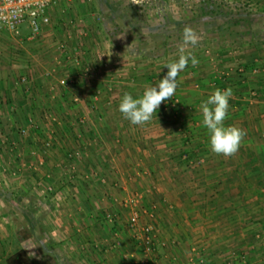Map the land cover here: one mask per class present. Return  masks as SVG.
Returning a JSON list of instances; mask_svg holds the SVG:
<instances>
[{"label": "crops", "instance_id": "1", "mask_svg": "<svg viewBox=\"0 0 264 264\" xmlns=\"http://www.w3.org/2000/svg\"><path fill=\"white\" fill-rule=\"evenodd\" d=\"M138 1L124 0V10L145 8L149 12L151 8L159 15L155 23L163 25L165 18L191 21L201 0ZM224 2L231 8L248 5L264 10V0ZM92 4L58 0L50 9L52 27L49 24L41 30L36 37L42 40L38 46L51 48L62 36L59 44L71 53L67 59L60 52L62 65L55 72L34 70L25 54L32 52L26 49L21 56L24 60L16 55L8 62V49L2 44L34 39L0 32V174L9 170L8 164L13 176L0 177V243L5 246L0 247V255L5 249L10 253V240L16 234L17 238L24 236L19 231L27 230V242L44 248L50 259L47 264H68L67 256L73 251L75 260H91L92 264H141L140 245L126 227L130 211L123 206L138 195L140 207L153 214L152 218L141 215L140 224H152L157 235L145 264H264V141L260 136L264 132V54L248 44L220 43L203 50L197 45L189 47L199 63L193 67L189 60L177 77L172 99L178 105L173 117L161 112L166 100L150 122L132 125L118 110L124 93L138 98L148 86L157 85L167 73L164 66L178 59V50L164 52L161 45V50L151 46L149 52L128 40L124 49L117 42L111 46L103 42L101 52H95L88 43H80L100 38L99 25L90 12L101 14L111 42L115 32H110L114 27L108 17L113 20L114 9L120 6L119 0H93ZM127 13L124 21L130 19ZM53 21L58 23L54 30ZM258 24L264 27V18L253 21L252 29ZM140 27L142 31L137 27L133 33L127 30V39L137 32L140 40L149 38L147 24ZM168 32L163 36L173 39L174 28ZM121 34L126 33L123 30L117 36ZM76 51L80 52L77 63L73 61ZM236 67L245 68L244 78L236 77ZM255 67L260 71L257 74L251 71ZM70 78L75 80L72 89L60 86L57 94L50 86ZM229 87L233 95L225 125L238 126L247 135L238 153L225 158L210 150L200 105L215 89ZM72 95L79 96L77 103L70 100ZM42 107L49 113H41ZM45 121L50 124L42 130L39 124ZM22 127L27 128L26 135L19 134ZM40 133L46 135L42 140ZM49 140L52 147L44 151L43 143ZM74 153L78 156L69 157ZM55 171L58 182L53 178ZM46 202L60 210H47L56 219L53 225H45L41 239L35 235L36 224L32 227L27 218L35 220L36 203L45 206ZM121 212L127 214L124 223L119 221ZM106 214L113 216L114 224L103 223L100 216ZM20 217L28 222L23 229ZM24 241L19 248L27 250ZM88 248L92 256L85 254ZM27 252L35 260V254ZM53 252L60 260H55Z\"/></svg>", "mask_w": 264, "mask_h": 264}, {"label": "rangeland", "instance_id": "2", "mask_svg": "<svg viewBox=\"0 0 264 264\" xmlns=\"http://www.w3.org/2000/svg\"><path fill=\"white\" fill-rule=\"evenodd\" d=\"M83 1L86 4L93 5L92 4V1L93 0H83ZM123 2H124V0H119V4L118 5L120 6V9H114V12H113L114 13L113 20L109 19L110 17H108V21H110L109 22L110 25L112 26V28L114 27L113 28V31H112V29H110V32H115V37H113V40L111 39V42H108L107 41L108 40L107 39V34L105 35V33L107 31L105 32V28H106L105 27V24H104V26H102V23H101L102 16H101V14L100 13L93 12V10H92V12H90V13L91 14L93 13V15L90 18H94V24L97 25V26L99 25V30H100L99 31V33H100L99 36H100V38L97 39L98 41H93L91 39L88 41L87 39H84L83 41H80V43H84V44L88 43L95 52L98 51V50H100V52H101V50L105 46V44L103 42H105L106 44H109L110 43V46H111V43L112 42H113V45L117 42V44L119 45V47L122 48V49H124L123 46H128L130 41L137 42L136 43V46H139V47L141 46L140 48H143V49L145 47L149 48L148 49L149 52L152 51L151 46L153 48H160V50H161V41L160 40H161V36L164 35V31H163V35H162V31L161 30L154 32L155 33L154 35H151V36L149 35V38H145V39L143 38L142 40L139 39L138 32L134 35L133 38L127 39V36L129 35V32L128 31H132V33H133V31H136V28L135 27H137V31H138V30H140V29L143 28V27H140V26H143L144 24H147V27H149V26H151V27L157 26L158 25V22L155 23V20L158 19V16L159 15H157L155 12H153V10L151 8H149V12H147L145 10V8H144V10H142L140 8L139 9L137 8V9H131V10L130 9L124 10L125 7L123 6ZM229 8H231V7L229 6ZM104 9H105L104 11H106L108 13V9H106V8H104ZM68 10L67 11L64 10V12L66 14H68L69 17H71V16L74 17V15L72 13L68 12ZM139 10H140V12H139ZM125 11L128 12L127 15L130 16V19L129 18H126L127 20L125 19V21H124L123 20V17L125 16L124 15V12ZM180 16H182V15H180ZM162 17L165 18L166 16L165 15H162ZM186 17L187 16H185V18ZM61 20L63 21V18H61ZM62 21L59 20V22L63 24ZM51 22L52 21H50V28L52 27L51 26ZM57 22H58V20H57ZM260 22H263V21H260ZM53 24H55V26H53V30H54L58 26L57 25L58 23L56 24L53 21ZM92 24L93 23H91V21H90L89 22V25H92ZM256 26H257L256 27V30L262 31L264 29V27L263 26L261 27V25H259V24L256 25ZM188 27H191L196 32V34L199 36V38H200L199 39V43L197 44V47H198L197 49H202L203 50V49L208 48V47H211V46L212 47L218 46V45H220V43H223L225 41L228 42V41L231 40V39H227L228 38V32L225 31L223 34H221L220 32H218L217 28H214V27H206V26L196 25V24H190V25H188ZM120 28H122L124 30V32L126 33L125 35L121 34V35H118L117 36V34H120L123 31ZM130 28H132V29H130ZM169 29H171V27ZM169 29L166 30V31L168 32ZM18 30H19L20 36H22L23 38H26L29 35V33H30V31L26 28V25H22L21 28L18 29ZM230 30H231L230 32H233L235 30L237 32L238 31L239 32H241V31L244 32L246 30V27H244V26H242V27L235 26V27H232ZM200 31H202L204 33L199 34L198 32H200ZM168 33H169V35H171L170 32H168ZM104 36H106V37H104ZM175 36L178 37L179 39H176ZM61 37L62 36H59L55 40L56 42L51 46V48H48V49L43 48V50H42V48L40 46H38L40 43H42V40L41 41L39 40L41 37L34 39L32 42L22 41V42H19V44L16 43L15 41H12V40L11 41H7L8 42L7 44L10 45V48H8L7 44H5V43L2 44V45L5 46L8 49L5 52L6 55H8V56H6V58H8V62L14 61V58H16L15 57L16 55H19V59L20 60H24V59L21 58V56H24L26 54V56L30 60L29 61L30 62L29 64L32 66V68L34 70L40 68L42 70L43 69L44 70L46 69V70H50L51 71V69H54V72H55L57 70V66H60L61 67V65H62L61 64L62 61L60 62V59H61V56L60 55L61 54H60L59 50H57V43L59 44L58 41H60L59 39ZM117 37H120L118 39L119 41H117V39H116ZM170 37L171 36H169L168 38H170ZM172 37H174V38L167 41V51H170V50L171 51L172 50L173 51H176V50H178V46L182 42L183 30H180L179 35L176 34V31L174 30V35ZM128 40H130V41H128ZM229 43L231 44L232 42L230 41ZM224 44H227V43H224ZM14 47H17L18 48L17 51L14 50ZM253 47H254V49L257 50V53L258 54H260V55L261 54H264V42H256ZM11 48H13V49H11ZM140 48H139V50H140ZM23 49H26L28 52H32V54L29 55L27 53H25V54L23 53V55H22ZM106 49H107V47H106ZM47 50H49V51L47 53H45ZM159 52L160 51H158L157 53H159ZM157 53H154V54H157ZM59 63H60V65H59ZM41 74H42V72H41ZM38 78L41 81L43 80L42 82H44L43 84L45 86L48 85V82L44 81V79H43V77L41 75L38 76ZM50 83H52V82L50 81ZM50 86H52L54 88V92L55 93H57V94L59 93L58 91H59V88H61V87H60V85L58 83L57 84H50ZM68 88L72 89V87H70V86ZM43 91H46V89L43 88ZM42 94H43V92H42ZM76 97H79V96L77 95ZM72 98H74L73 95L70 96V100L72 101V103H74L73 100H72ZM40 111H41V113H44V112L49 113V109L44 108V107H42ZM171 114H172L171 111H169V112L166 113V115H171ZM47 124L49 125L50 123L47 122V121H45L44 123L40 122L39 128H41L43 130V127L46 128L47 127ZM38 137L40 138V140H42V139H44L46 137V135L44 133H40V135ZM7 167H9V170L7 171L5 169V171H2V173H3L2 175H4L6 173L8 176H12V173L9 172L11 170V167L8 164H7ZM54 173H55V175L53 176V178H55L57 180V182H58V180L60 178L59 177V174L57 173V171H55ZM2 175L0 174V177L1 178H2ZM75 177L76 176L74 175V178ZM51 178H52V175H51ZM45 190H46V188H45ZM42 194H44V193H42ZM48 196H50V195L48 194ZM42 199L44 200V198H42ZM48 199H50V198H48ZM50 203L46 202L45 203V206L46 207L45 206H42V203H40V204H37L36 203V205H35L37 207V210L35 211L36 230H37V232H36L35 235L36 236H38V235L40 236L41 235L42 236L41 239H43V237H44V234L42 233V231H43V228H45V225H47V226H50L51 224L53 225V221L56 219V215L55 216L53 214L50 215L49 213L52 210H56V211H59L60 210V208L57 207V206H55V204H53L52 202H50ZM47 210H50V212H48ZM106 213H109V211L106 210ZM120 215L121 216H120V220L119 221H121V219H122L123 220L122 222L124 223L126 221L127 214H125V212H124V214L121 212ZM100 217H104V216L102 215ZM102 220H103V223H105V224H110V225L113 224L112 221H107V220H105L103 218H102ZM27 223L28 222L24 218H21V217L19 218V224L21 225L22 229L27 225ZM140 225H142V224H140ZM125 231H126V229H125ZM19 234L20 235L23 234L25 236V241H24V244H23V245H25V248L30 252V254H35L34 255L35 256V260L34 261L37 262V263H40V264H47V260H50V259H48L46 257L45 252H44V248L39 247V243L32 244L31 240L29 241L30 243H28L27 240L30 237V235H28V233H26L24 231H19ZM73 236H75V235H73ZM75 241H76V239H75ZM85 242H87V241H85ZM2 244L3 243H0V247L1 246H2L1 248L5 247ZM10 244L12 246L10 252L18 249L20 247V245H21L20 244V241L17 238V236L15 237L14 240H12V239L10 240ZM6 251L7 250L5 249L2 252H5L6 253ZM92 253H93V251L90 248L86 249V251H85V254L86 255L90 254L92 256ZM74 255H75L74 254V251L73 252H70L68 254V256H67V258H68V264H80V263L81 264H92L91 263V260H82V259L79 260L78 258H77V260H75V256Z\"/></svg>", "mask_w": 264, "mask_h": 264}, {"label": "clouds", "instance_id": "3", "mask_svg": "<svg viewBox=\"0 0 264 264\" xmlns=\"http://www.w3.org/2000/svg\"><path fill=\"white\" fill-rule=\"evenodd\" d=\"M199 39L196 32L186 26L183 29L182 42L178 46V59L164 66L167 68V73L159 83L155 86H148L138 98H134L130 93H124L118 110L132 125H144L150 122L161 103L175 95L179 73L187 67L189 60L193 67L199 63L195 55L188 50L189 47H195ZM232 95L233 90L230 87L224 90L217 88L200 105L202 124L209 136L210 150L225 158L238 153L247 135L246 131L238 126L225 125Z\"/></svg>", "mask_w": 264, "mask_h": 264}, {"label": "built area", "instance_id": "4", "mask_svg": "<svg viewBox=\"0 0 264 264\" xmlns=\"http://www.w3.org/2000/svg\"><path fill=\"white\" fill-rule=\"evenodd\" d=\"M58 0H0V32H6L12 35H19V30L22 25H26V28L30 31L29 35L26 37L28 40L35 39L41 32V30L50 24V9L56 4ZM132 3L137 4L138 0H130ZM20 27V28H19ZM59 52L66 55L67 59H71V53L68 51L67 47L64 44H60L58 46ZM79 51H76L75 57L73 59L74 62L80 58ZM252 73H259V68H252ZM236 74L243 76L244 70L242 67H236ZM264 72V69H263ZM75 80L73 78L70 79H62L59 81V85L62 87H69L74 85ZM144 92V91H143ZM254 95L253 92H251ZM94 97H99V92H96ZM73 102H78V98H72ZM178 100L175 98H171L167 100L161 112L167 113L169 111L172 112L171 116L177 111ZM19 134L26 135L27 128H20ZM261 138L264 141V132L261 133ZM52 147L51 141H45L43 143L44 151L50 150ZM74 155V156H73ZM77 153L70 154L69 157H77ZM50 188H47V192H51ZM123 206L128 208L130 213L128 215L126 226L133 233V237L135 241L140 245L142 260L141 264L146 263V259L152 254L154 250V245L156 243V231L152 224L144 223L140 225V216L147 215L149 218L153 217V214L146 211L145 209L140 207V197L138 195H134L129 198L125 202H123ZM113 216L110 214L105 215V219L107 221H112ZM264 230V229H263ZM264 235V232H263ZM261 238L263 236H257ZM264 237L262 238V241Z\"/></svg>", "mask_w": 264, "mask_h": 264}, {"label": "trees", "instance_id": "5", "mask_svg": "<svg viewBox=\"0 0 264 264\" xmlns=\"http://www.w3.org/2000/svg\"><path fill=\"white\" fill-rule=\"evenodd\" d=\"M105 2L106 0H101ZM264 18V10H258L256 8L248 7V5H242L240 7H234L229 8L225 4L224 0H201L199 2L198 7L195 9V15L194 17L188 21H172L168 18H165V23L162 25L161 23H158L157 26L154 27H146L145 31L148 32V34L154 35L156 31H166L170 27H173L175 31L183 30L184 27L190 25L191 23L206 26V27H214L217 28L218 32L223 34L225 31L228 32V38L231 39L230 41H225L223 43H229L231 46H242L244 44L252 45L254 46L256 42H264V32H260L258 30L252 29V22ZM190 21V22H189ZM239 26V27H246V30L243 32H237L236 30L233 32H230L232 27ZM143 28L141 29V31ZM226 34V33H225ZM224 34V35H225ZM164 37V40H162L161 45L164 50V52L167 51V41L168 39ZM113 43V42H112ZM245 68H243L244 70ZM238 78H244L243 76L239 75L236 76ZM241 81H237V85H239ZM111 213V212H110ZM104 216V215H103ZM105 219V216L103 217ZM106 220V219H105ZM27 221H29V224L34 227L36 224V219L34 220L32 217H28ZM112 223L114 224V218H112ZM127 227V226H126ZM25 230L24 232H26ZM27 233V232H26ZM17 234L15 235V237ZM22 236V235H21ZM19 241H23L25 239V236L19 237ZM52 250L53 248H49ZM3 251V250H2ZM53 257L55 260H60L57 255H54ZM57 257V258H56ZM0 260H3L1 264H40L33 260L32 257L29 256L27 250L23 249L22 247L19 249H16L10 253L2 252L0 255ZM58 264V263H57Z\"/></svg>", "mask_w": 264, "mask_h": 264}]
</instances>
